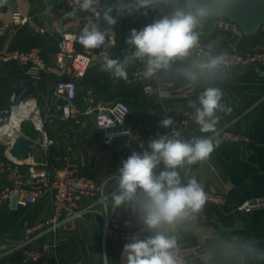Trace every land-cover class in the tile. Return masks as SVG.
I'll use <instances>...</instances> for the list:
<instances>
[{
  "label": "crops",
  "instance_id": "0c3cea01",
  "mask_svg": "<svg viewBox=\"0 0 264 264\" xmlns=\"http://www.w3.org/2000/svg\"><path fill=\"white\" fill-rule=\"evenodd\" d=\"M65 0H7L0 6V25L11 23V14L19 13L27 18L23 26H15L13 33L0 37V55L10 58L13 53L32 51L42 61L43 68L36 79L28 75V66L9 61V71L0 79V116H6L13 105V90L24 82L34 85L32 100L42 112L45 121L43 134L23 133L20 136L29 140L34 151L33 163L45 161L44 153L51 173L63 168L85 176L98 183L108 175L115 174L133 150L139 151L141 140L147 146V140L157 134L179 132L184 138L201 134L198 129L186 130L183 125L184 112H194L187 108L189 99L195 100L202 89L190 88L185 98L161 99L159 88L168 78L160 74L158 80L139 83L131 80V74L139 66L129 68L127 82L120 80L113 85L109 73L99 70L100 57L93 52V62L77 84L76 106L79 112L76 119L61 122L58 112L59 102L52 93L57 81L55 55L57 43L62 32L78 34L84 26L87 14L74 18H64L57 13L58 6ZM53 5L51 12L47 9ZM155 13L145 18L139 14L118 18L114 28L113 58H122L126 48L125 38L132 28L140 29L150 23ZM219 23L209 21L201 36V43L213 44L214 51L226 52L234 48L244 54L264 49V26L254 34L244 37L230 28H219ZM79 50H86L80 45ZM176 88L182 87L176 82ZM216 86L223 89V102L233 107L230 115H223L218 129L225 128L231 139L223 141L207 161L191 166L190 175L197 178L204 188L222 198L219 205L209 206L203 213L206 222L193 225L179 234L182 250H197L190 264H229L219 252L218 242L232 233L254 236L264 247V63L256 64L231 72L227 81H217ZM146 87L150 90L146 91ZM115 102L126 104L130 110L127 125L133 135L126 147L120 151L103 148L100 134L93 126V116L86 115L97 105L109 106ZM172 117L175 124L163 128L159 122ZM92 127L87 125V122ZM13 135L8 126L1 133ZM13 138V136H12ZM44 141L48 142L45 150ZM9 140L0 141V191L8 185L7 170H13L26 178V167H20L7 156ZM107 185V209L117 224L130 220V212L113 209ZM257 200L262 206L249 214L238 212L240 204ZM90 207L82 218L63 225L58 231L56 260L50 264H125L123 253L125 244L107 241L104 256L101 247L102 217L100 208L89 200H84L79 208ZM63 214V219L70 216ZM50 216L48 198L42 196L38 203L27 209H12L10 204L0 206V264H21L16 247L27 228L44 224ZM134 224V223H133ZM135 226V224H134ZM136 227V226H135ZM46 242L47 239H44ZM249 264H264L250 261Z\"/></svg>",
  "mask_w": 264,
  "mask_h": 264
},
{
  "label": "clouds",
  "instance_id": "9594fccd",
  "mask_svg": "<svg viewBox=\"0 0 264 264\" xmlns=\"http://www.w3.org/2000/svg\"><path fill=\"white\" fill-rule=\"evenodd\" d=\"M7 0H0V6ZM234 0H70L71 12L64 18L86 15V23L74 39L86 50L100 49L99 70L107 72L113 85L129 79V68L139 66L146 80H158L192 89L200 88L196 99L187 101L194 110L201 134L184 138L179 132L157 134L138 144L104 184L112 191L113 209L130 212L128 224L137 231L123 247L126 264H188L179 244L187 231L205 212L208 194L191 166L207 161L223 142L218 125L221 114L233 107L223 102L224 92L217 81L231 76L227 53L214 51L213 44H201L206 24L228 14ZM53 5L47 9L51 12ZM155 17L140 29L132 28L125 38L122 58H113L110 37L118 18L139 14ZM95 17L96 19H93ZM166 92V87L158 89ZM161 99L166 97H160ZM163 128L175 124L172 117L159 122ZM219 252L229 264L264 262V247L254 236L232 233L218 242Z\"/></svg>",
  "mask_w": 264,
  "mask_h": 264
},
{
  "label": "built area",
  "instance_id": "2783aa9c",
  "mask_svg": "<svg viewBox=\"0 0 264 264\" xmlns=\"http://www.w3.org/2000/svg\"><path fill=\"white\" fill-rule=\"evenodd\" d=\"M64 11H72L70 0H65L58 6L57 13L59 15H62ZM93 19L96 18L93 17ZM27 21V18L21 14L17 12L12 13L11 23L0 25V37L12 34L15 26H23ZM217 26L219 28H230L234 30L230 26L222 23H219ZM74 35L76 33L62 32L60 34L55 55L57 81L52 96L59 102L58 112L61 122L74 120L78 116L79 112L76 106V80L84 77L93 62L92 50H79L80 44L73 38ZM110 40L113 43L112 37H110ZM94 50L100 57L101 50ZM225 53L230 58L232 65L231 72L239 68L264 63V49L240 54L234 48H231ZM9 61L27 65L28 75L33 80L37 78L43 68L42 61L32 51L13 53L10 58H5L0 55V64ZM131 80L139 83L152 81L144 79L139 69L131 74ZM162 87H166L167 91L160 92V94L167 98H185L191 92L189 87L182 86L176 88L173 83L168 81H165ZM148 90H150L149 87H146V91ZM20 105L23 104H13L6 116H0V131L10 122L14 109ZM109 106L99 104L93 110L86 113V115L93 116V126L100 134L102 147L106 149L110 148L115 138L127 136L130 139L133 135L132 129L127 125V119L130 114L128 106L122 102H115ZM183 117V125L186 130L198 129V126L195 124L194 112H184ZM26 121L31 123L35 131H42L44 122L40 118L39 109L35 102L32 112ZM21 122L19 121L18 123L16 136L20 135ZM37 126L40 129H37ZM225 128L218 129L222 141L231 139V135L227 133ZM7 133V131L0 132V141L5 139L12 141L14 139L12 135ZM47 146L48 142L44 141L45 150ZM44 157L45 161L39 165L33 163V161L28 162L25 171L26 178L24 180L21 179L17 172L10 169L7 170L3 166V169L7 171L8 185L0 191V206L5 204L9 205L11 199L15 198V207L27 210L35 206L42 196L48 198L50 206V216L44 224L34 228H27L23 232V238L16 247L20 263L50 264L54 262L56 260L59 229L73 220L82 219L90 211V207L79 208L84 200H89V202H92L100 208V216L102 217L101 247L103 256L107 241L126 244L129 241V237L137 231V228L133 223L126 226V221L129 220L117 224L108 212V196L106 193L107 185L104 184L105 179L96 183L92 179L77 175L75 172L66 168L61 169L57 173H51L46 153H44ZM205 191L208 194L206 208L219 205L222 202L220 196L210 193L206 189ZM261 206V202L251 200L240 204L237 210L240 213L249 214ZM65 212H70L71 214L69 217L63 219ZM205 222L206 217L204 214H201L194 225ZM44 239H47V241L45 242ZM196 253L197 250H182V254L187 259L188 264H190L191 257H195Z\"/></svg>",
  "mask_w": 264,
  "mask_h": 264
},
{
  "label": "water",
  "instance_id": "95a60500",
  "mask_svg": "<svg viewBox=\"0 0 264 264\" xmlns=\"http://www.w3.org/2000/svg\"><path fill=\"white\" fill-rule=\"evenodd\" d=\"M216 22L228 25L244 37L254 34L264 26V0H234L227 15L213 19ZM10 62L0 64V79L9 71ZM34 85L30 81L24 82L19 88L13 90V104H25L32 99ZM110 107V106H108ZM23 120L21 124L25 123ZM129 143V137L115 138L110 148L120 151ZM7 152L9 159L20 167H26L28 162L34 160V151L28 139L17 135L9 142ZM10 206L15 209V198L11 199Z\"/></svg>",
  "mask_w": 264,
  "mask_h": 264
},
{
  "label": "bare ground",
  "instance_id": "6f19581e",
  "mask_svg": "<svg viewBox=\"0 0 264 264\" xmlns=\"http://www.w3.org/2000/svg\"><path fill=\"white\" fill-rule=\"evenodd\" d=\"M33 105L34 101L32 100L26 104L16 107L13 111L10 122L6 126L16 131L19 121L27 120V118L29 117L30 113L32 112ZM36 128L40 129L39 126H37ZM15 136L13 138H15Z\"/></svg>",
  "mask_w": 264,
  "mask_h": 264
},
{
  "label": "rangeland",
  "instance_id": "374dc122",
  "mask_svg": "<svg viewBox=\"0 0 264 264\" xmlns=\"http://www.w3.org/2000/svg\"><path fill=\"white\" fill-rule=\"evenodd\" d=\"M218 23H220V22H218ZM39 115H40L41 120L44 122V124H43V128H42V131H40V132L35 131L34 128L32 127V125H31V123H30L29 121H26L25 123H23L24 125L22 126L21 131H22L23 133H27V134H29V133H30V134L33 133V134H35V135H36V133H37V134H42V133L44 132V130H45V121H44V117H43V115H42V112H41L40 110H39ZM87 125L90 126V128L92 127V124L90 123V121L87 122ZM15 134H16V131H14V134H13L12 136L14 137Z\"/></svg>",
  "mask_w": 264,
  "mask_h": 264
}]
</instances>
